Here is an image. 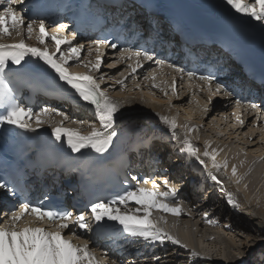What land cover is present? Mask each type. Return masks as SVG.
I'll return each instance as SVG.
<instances>
[{"label":"snow or ice","instance_id":"obj_1","mask_svg":"<svg viewBox=\"0 0 264 264\" xmlns=\"http://www.w3.org/2000/svg\"><path fill=\"white\" fill-rule=\"evenodd\" d=\"M235 13L250 18L264 25V0H224ZM24 0H0V38L11 37L15 32L20 40L16 43L0 42V126L5 124L13 125L17 128L35 132L43 123H49L51 126V134L56 141L66 143L73 153H80L84 149H91L95 153L104 154L112 147L115 138L118 136L116 130V122L120 113L121 104L107 94V90L101 87L98 80L104 77H94L88 72H70L67 65L70 62L82 63L85 67L91 66L92 69L99 71L102 65L101 55H97L95 61L81 59L84 45L75 44L74 38L63 36L59 32L49 33L46 30L45 20L40 19L34 21L31 18L26 20L25 13L18 12L14 5L23 4ZM60 28L66 25H60ZM38 29V40L40 44L52 42L55 44V52H50L48 47L44 48L31 46L25 43V35L30 38L34 31ZM108 41L98 39L92 41L96 45V51L99 53L100 46L107 44ZM63 46V48H62ZM112 48H116V44H111ZM58 54V57H57ZM91 55V48H89ZM35 57L47 65L57 75L76 96L87 105L91 106L99 127L91 124V131L86 134L80 128L64 127L63 121L59 126L51 125L50 121L42 119L47 115H60L64 120L69 117L60 112L58 109L49 108L47 106L40 109L38 113L30 106L21 104L17 99L13 89L10 87L6 78V70L10 64L21 65L27 62V58ZM121 59L135 58V66L129 65L131 69L130 76L136 73L137 69L143 67V61H152L153 55L146 50H133L131 48L122 49L120 51ZM86 61V62H85ZM120 61L118 60L117 63ZM158 67L165 64L163 60H155ZM169 68L176 72L183 73L184 69L176 64H168ZM189 79L198 78L204 82L210 93L208 100L212 96L217 95L224 89L222 83L213 82L216 80L214 74L197 75L196 72L187 73ZM122 79L116 83L124 86L128 76L121 73ZM155 80V76L152 77ZM139 87V86H137ZM154 88H159L157 84H153ZM175 77L172 78V91L175 92ZM165 95L167 91L161 89ZM225 96L233 95L232 92L224 91ZM236 103L239 105L240 100ZM253 110L259 106L250 104ZM205 111L207 107L205 106ZM35 117V127L32 124V118ZM161 121L168 125L173 138L176 137V130L181 127L177 123L176 117L161 116ZM240 124L244 121L237 116ZM83 123V122H79ZM185 128V139L182 141L184 147L182 152L189 156L199 157V149H197L188 138V133L197 131V126H183ZM210 145L205 147L203 155L210 158L213 167L217 169L227 170L229 163L225 157L222 161L217 160L220 149H208ZM201 164L203 160L199 161ZM231 174L236 177V183L240 182L241 177L237 174V167L232 165ZM210 179L217 185L221 186L223 191V181L215 175H210ZM136 181L134 185H127L126 189L114 194L112 198H98L88 207V213L81 211L78 215H74L72 211L67 209L54 210L51 206L34 205L30 202H24L18 208L13 207L10 216L7 213L0 214V218L4 216L7 219L0 223V264H107L106 261L98 258L94 249H91L88 241L74 242V237L78 241L77 229L91 231L93 223L96 226L97 233L108 228L107 222H115L118 225L117 234L136 239H142L145 242L163 244L166 240L174 245H180L187 249L189 246L183 243L177 236L166 231L162 224H167V215L179 217L185 213L184 208L178 201L180 195L179 189L169 183L168 179L163 180L165 191L160 190L159 183L153 182L152 187L141 185L139 178L132 177ZM148 183V179L144 180V184ZM8 183L0 179V189H7ZM15 191V188L11 189ZM227 203L233 208H239V201L231 192L227 194ZM154 213H162L155 215ZM190 214V213H187ZM25 216H32L34 220H24ZM205 221L209 224L217 223L208 218L207 213L204 214ZM52 221L56 227L55 230H49L43 226V221ZM23 226H18L19 224ZM67 230L70 235H65ZM202 254L196 249L190 250L191 257H199ZM115 264V262H113Z\"/></svg>","mask_w":264,"mask_h":264},{"label":"bare ground","instance_id":"obj_2","mask_svg":"<svg viewBox=\"0 0 264 264\" xmlns=\"http://www.w3.org/2000/svg\"><path fill=\"white\" fill-rule=\"evenodd\" d=\"M212 1H214V3L220 2L221 6L226 7L224 0ZM249 2H252V0H249ZM247 19L254 21L250 18ZM12 39L13 41L11 38H0V42L16 43L20 40L19 36H16ZM15 39L17 41H15ZM73 42L75 44L83 45L82 42ZM25 43L41 48L50 46L48 42L46 45L39 43L37 31H34L30 38L25 35ZM89 48L91 47L85 46L83 51H85L87 60H92L94 62L96 56L99 53L94 52V50L91 48V55H89ZM49 51L54 52V47H51V50ZM104 60L113 61L107 54L102 57V61ZM113 62L108 64L105 69L102 68L99 71L96 69H91V66L89 65V71L79 69V72H88L90 75L97 78L103 76V80H98V82L101 84V87L106 89L109 95L114 94V99L119 101L120 104V97L122 95L119 92L122 90L125 91L127 89H129V91H134L135 87L138 89L139 92H137L146 98V102L140 104L137 100L138 98L136 99L135 97L130 108L127 104H121L120 113L116 122V130L117 132H121L128 125H131V127L137 126L141 128L140 131H142V134H144L145 137L158 136L159 139L162 138L166 140L167 142L164 143V147L161 146L160 142L156 141L154 142L155 147L153 145L152 147L150 146V151H148L150 153H159L160 158L158 157V159L163 160V156L169 154L171 149L174 150V161L170 164H167V161H162V166H174L171 170V180H174L175 182L172 185L178 187L179 192L185 191L189 195L186 205L183 206L186 214H183L179 217L172 215L168 216L167 219L170 221L167 222V224H162L161 226L165 229H168L167 231L171 234L177 235V237L179 236L177 231H181L182 234H192L193 243H186L189 246L187 249L181 247L180 245H174L167 240L163 244L155 245L154 251L157 250L156 253L154 252L155 257L159 259L157 264H244L247 257H249V252L252 250L255 251H252L253 259L250 261H254V264H264V262H261L260 259H257V257H259V253L261 252L258 250H261L264 246V224L261 222V219L259 220L258 216L264 215V163L263 160H258L261 155H263L262 158L264 159V147L261 148L262 145H264V126H262V123L259 122L258 128L253 129L248 126L235 130L233 129L234 127L231 128L229 126L226 117L223 119L219 115V112L221 113L222 111L224 116H227L229 120L232 119L233 106L231 102H229L228 105L223 101L211 100L209 102V96L200 95L197 97V94H190L188 88L181 86L178 88L176 85L175 92H173L171 88L169 90L166 89V91H169V93L172 91V94H168L167 92L166 98L174 100L175 104L178 103V107L184 108L183 103L186 102L189 96H192L193 99L197 98L199 104L202 106V110H200V112L198 109V112L189 115L190 117L193 116L192 119L195 120L191 121L190 119V121L193 123H191V126H197L202 118L206 119V121L209 119V126L211 129L217 135L223 137V139L220 137L214 138L215 136L213 133H208L206 136H203L200 130L198 133L195 131L188 133V138L191 140L192 144L197 149H199V157L189 156L185 152H182L184 154L182 157L183 159L181 157H177V155L182 154L180 153L175 155L177 149L181 151V149L184 147L182 141L185 139V128L183 126H189L186 118L177 116V109L176 111L174 109L168 110L166 113V108L168 107L165 108L162 105L164 104L163 102L166 101L161 99L162 96L158 95V97H156L155 95L157 91H159V94H162L163 91H161V89L165 88L164 87L156 90L153 87V83H155L157 79L149 81L138 79L132 84L127 81L124 86L117 84L116 81L120 80L119 73L123 71L124 67L123 65L114 64ZM71 65L72 63L70 62L67 67L68 70L72 72ZM90 70L92 73H90ZM75 72H78L77 67H75ZM108 78L114 80L109 81ZM116 88V92H113V90ZM211 102L212 104L210 106ZM81 105L86 106V104ZM205 106L207 107V111H205ZM122 108L125 109L122 110ZM142 108L152 113V116L157 117L158 119H160L161 116L176 117L178 125L181 126L177 128L175 134L178 139L171 136V130L159 128L158 126L151 124L149 121L144 119V117L138 113V110H141ZM54 109H58L60 112L65 113L69 119L64 120L62 116L55 114L52 115V119H49L48 116L42 118L46 121H50L51 125L59 126L60 122L63 121L64 127L80 128L83 133L91 131V124H95L97 127H99V122L94 115L92 107H89L88 109L82 108V110H79V108H73L71 106L58 105ZM53 118L56 120H53ZM79 122L83 123L81 124ZM160 123H162L163 126L168 127V125L162 121ZM41 128H48L51 130L49 123H43ZM128 128H130V126L126 129ZM132 135L134 134L131 132L130 136L132 137ZM232 142H235L236 144L238 143V145L240 144L238 149L235 148L237 145H235V147L232 146L234 144H232ZM207 145L211 146L208 149L209 151H211L212 148L222 150L219 152L217 160L222 161L226 157L229 163L227 170L213 167L210 158L203 155ZM253 146L254 148L259 146V149L257 148V150H254ZM180 160L188 161L186 165L187 168H184L185 171L183 172L185 176L184 181L182 177H179V174L182 172L181 168H183L181 165H179ZM200 160H203L204 163L201 164L199 162ZM232 165L237 167V174L239 177H241L239 183L235 182L236 177H233L231 174ZM200 171L201 174L198 175L197 172ZM210 175H215L223 181V191H221L220 185H217L210 179ZM257 187L259 188L257 189ZM207 189L208 192L213 193L216 196H214L213 200L209 199L208 201H199L197 195ZM256 189L257 193L254 194V196L253 193ZM160 190L163 191V188L160 187ZM229 192H231L233 196L239 201L240 206L238 209H233L227 203L226 197ZM219 194L221 195V199H223V201L217 199ZM254 210L256 212H254ZM205 213H207L208 218L212 219L213 221H217V223H207L204 217ZM154 214L160 215L158 213ZM243 219H247L249 221L247 224L249 225H241L242 221L240 220ZM225 222H228V224L226 225ZM253 225H255V229L251 227ZM237 226H240V229L242 230L241 234L235 233L233 231L235 228H237ZM246 228L249 230H254L253 232L256 233V237H260V239H249V237L243 235V230L246 231ZM227 231H229V233H226ZM250 241L253 242L249 243ZM193 248L202 255L199 257H191L190 250ZM146 256H149V254H146Z\"/></svg>","mask_w":264,"mask_h":264},{"label":"rangeland","instance_id":"obj_3","mask_svg":"<svg viewBox=\"0 0 264 264\" xmlns=\"http://www.w3.org/2000/svg\"><path fill=\"white\" fill-rule=\"evenodd\" d=\"M14 38V37H13ZM11 40L13 41V39L11 38ZM15 41H17L16 39H15ZM48 47V49L49 50H51V46H47ZM41 48V47H40ZM86 58V56H85V51H83V53H82V55H81V59L82 60H84ZM103 62V66L101 67V69L102 68H104L105 69V67L108 65V64H110L111 62H113V61H111V60H104V61H102ZM106 62V63H105ZM77 64H82V63H77ZM77 67V69H78V71H79V69H81V70H85V71H89L88 69H89V67L87 68V67H84V64H82V67H78V66H76ZM83 68V69H82ZM72 69V68H71ZM75 69V68H74ZM92 69V68H91ZM91 71V70H90ZM104 71V70H103ZM90 73H92V71L90 72ZM109 79V81H113L114 79H110V78H108ZM162 83H164V80L163 79H160V80H158L157 81V85H161ZM165 88H166V86H165ZM179 88V87H178ZM116 90H117V88L115 89V90H113V92H116ZM166 90V89H165ZM135 92H137V90H134V91H129V89H127V90H122L121 92H119V93H121V97H120V100H121V104H127L128 105V107L130 108L131 106H132V104H133V100L135 99V97H136V99L139 101V103L140 104H142V103H144V102H146V98L142 95V94H140V93H135ZM168 92V91H167ZM108 93V92H107ZM158 93H156L155 95H157ZM168 94H172V91L170 92V93H168ZM108 95H109V93H108ZM124 95V96H123ZM110 97H112L113 99H114V94L113 95H109ZM161 99L162 100H164V101H166V102H168V104L166 103V102H163L164 104H162L165 108L166 107H168L167 109H166V111L167 110H171V109H174L175 111H176V109H177V116H179V117H185L186 118V120H187V123H188V125L189 126H191L193 123L191 122V121H195L194 119H192V117L193 116H189L190 114L192 115V113H196V112H198V109H199V112H200V108H202V106L200 107V105H199V102L196 100V99H194L193 100V97L192 96H189L188 97V99L186 100V102L185 103H183V107L184 108H182V107H178L177 106V104L178 103H176L175 104V101L174 100H172V99H168V98H166V95L165 96H162L161 97ZM193 104H194V106H193ZM197 104H198V106H197ZM211 104H212V102L210 103V106H211ZM169 105H171V106H169ZM123 106V105H122ZM191 106H193V107H191ZM175 107V108H174ZM74 108H79V110H82V108L81 107H74ZM125 108H122V110H124ZM190 110H195V111H190ZM139 112V114L140 115H142L143 117H144V119H146L147 121H149L151 124H154V125H156V126H158L159 128H162V129H164V130H170V128L169 127H166V126H163L162 125V123H160L161 121H160V119H158L157 117H154V116H152V113H150V112H148L147 110H144V108H142L141 110H138ZM190 112V113H189ZM186 115V116H185ZM188 118V119H187ZM190 119H191V121H190ZM53 120H56V119H54L53 118ZM202 121V122H201ZM206 121V119H201L200 120V122L197 124V127H198V129L200 130V132H201V134L203 135V136H206L208 133L210 134V133H213V135L215 136L214 138H219L220 136L219 135H217L212 129H211V127L209 126V119H207V121ZM192 123V124H191ZM202 127H203V129H202ZM209 127V128H208ZM211 129V130H210ZM181 133V132H180ZM170 134H171V136L173 137V135H172V132H170ZM221 139H223V137H220ZM256 140V139H255ZM258 141H260V140H258ZM257 141V142H258ZM236 142V141H235ZM235 142H232V146L233 147H235V145H237V147H235L236 149H238V146L240 145H238V143L236 144ZM164 145V144H163ZM163 145H161L162 147H164ZM231 146V147H232ZM264 147V145H262V147L261 148H263ZM253 148H254V146H253ZM257 148L259 149V146H256L255 148H254V150H257ZM261 148H260V150H261ZM180 153H182V151H179V149H177V152H176V154H180ZM183 153L182 154H180L179 155V157H183ZM173 156H174V154H173ZM178 156V155H177ZM164 157V156H163ZM263 157V155H261V157L260 158H258V160L259 161H261V160H263V163H264V159L262 158ZM183 159V158H182ZM184 159H186V158H184ZM172 167H174V166H172ZM171 169H173V168H171ZM181 174H179V177H182V179H183V181L185 180V176H184V174H183V172L185 171V169L184 168H181ZM197 174L199 175V174H201V171L200 172H197ZM259 187H257V189H258ZM257 189L254 191V193H253V195L254 194H256L257 193ZM197 195V194H196ZM199 195V196H198ZM197 195V198H199V201H204V200H206V201H208L209 199H211V200H213V198H214V196H216L215 194H213V193H210V192H208V189L207 190H204L202 193H200V194H198ZM252 195V196H253ZM255 196V195H254ZM217 199L218 200H222L223 201V199H221V195L219 194V196H217ZM254 212H256L255 210H254ZM254 214V213H253ZM259 216V220L261 219V222H263V224H264V215H258ZM257 216V217H258ZM257 220H258V218H257ZM240 221H242V224L241 225H249V224H247L249 221L247 220V219H243V220H240ZM225 224L227 225L228 224V222H225ZM247 227V226H246ZM251 227H253L254 229H255V225H253V226H251ZM251 229V228H250ZM235 233H238V234H241V229H240V226H237V228H235L234 230H233ZM254 230H249V229H247L246 228V231H244L243 230V235H245V236H247V237H249V239H252V238H257V239H260V237H256L257 235H256V233L255 232H253ZM226 233H229V231H227ZM251 242H253V241H250L249 243H251ZM253 252L255 251V250H252ZM249 252V257H247V259H246V261H245V263L244 264H254L255 262L254 261H250V260H252L253 259V252ZM258 251H261L260 253H259V257H257V259H260L261 260V262H264V246L262 247V249L261 250H258ZM252 255V256H251ZM180 258V257H179Z\"/></svg>","mask_w":264,"mask_h":264}]
</instances>
